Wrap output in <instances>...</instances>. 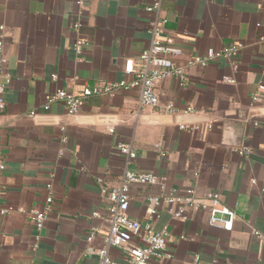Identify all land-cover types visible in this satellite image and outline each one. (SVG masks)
Wrapping results in <instances>:
<instances>
[{
	"label": "crops",
	"instance_id": "obj_1",
	"mask_svg": "<svg viewBox=\"0 0 264 264\" xmlns=\"http://www.w3.org/2000/svg\"><path fill=\"white\" fill-rule=\"evenodd\" d=\"M152 3L0 0L11 77L0 113V264H99L88 250L105 245L107 192L127 168L158 179L130 188L131 219H143L147 194L189 189L217 194L236 216L226 232L208 226L207 211L192 210L186 221L162 212L153 227L166 232L171 259L159 264H194L196 256L201 264H264V244L252 234L264 237V92L251 100L264 85V0H160L158 13L147 11ZM156 18L165 20L162 36L186 70L184 82L168 77L156 85L174 114L139 108L136 89L83 98L75 115L60 102L44 109L57 90L81 96L97 83L133 81L125 61L148 47ZM77 40L85 42L80 55L72 49ZM231 46L239 48L230 57L189 65ZM238 132L239 145H230ZM120 144L136 153L129 165ZM48 183L53 203L33 251L30 211L44 206ZM110 256L126 262L115 250Z\"/></svg>",
	"mask_w": 264,
	"mask_h": 264
},
{
	"label": "built area",
	"instance_id": "obj_2",
	"mask_svg": "<svg viewBox=\"0 0 264 264\" xmlns=\"http://www.w3.org/2000/svg\"><path fill=\"white\" fill-rule=\"evenodd\" d=\"M160 0H153L147 7V11L158 13ZM164 19H155L149 25V45L138 56L136 61L126 60L124 72L134 74L135 78L130 83H97L93 87L83 89L81 96L67 93L64 90H57L44 105L47 110L51 104L60 102L64 105L68 115H75L80 111L82 99L92 95H111L117 89H136L138 92L139 108H145L159 114L171 115L175 113L171 103L162 104L156 92V85L159 81L174 77L180 83L184 82L186 70L176 66L174 59L180 55V50L173 46L171 39L162 36L164 31ZM76 24L74 28L76 29ZM5 28L0 25V113L5 111V93L11 83V77L5 73ZM85 47V42L75 41L72 49L80 55ZM239 46H231L220 51L208 50L203 57H195L189 65H206L209 61L224 56L230 57ZM55 79V76H52ZM264 85L258 86V91L254 93L251 100L258 103L262 100ZM184 113H194L191 107H187ZM31 116L34 113H30ZM182 129L184 127H181ZM118 150L129 165L136 159V153L130 144H120ZM0 169L3 166L0 165ZM157 177L150 172L135 171L125 169L119 177L116 187L107 192V199L110 206L104 216L107 225V235L105 245L99 250H88L97 256L99 264H159L171 259V255L166 251V232L157 231L153 227V222L159 218L162 212H166L172 219L186 221L192 210L207 211V224L210 227L226 232L232 231L236 216L233 211L221 205L218 195L209 193L204 197H198L194 190H187L184 194L176 191H169L160 195L147 194L145 196V211L142 220L131 219L128 216L130 204L129 190L131 187H152L157 184ZM53 187L51 183L45 186V203L41 209L30 211L31 223L35 234L32 238V250L36 251L41 241L42 232L48 218L53 203ZM5 210L0 209V214H5ZM92 215L98 216L97 213ZM98 233V229L93 228L87 235L86 242L93 241ZM252 234L264 244V237H261L255 230ZM115 250L124 255L126 262L117 263L111 256L110 251ZM194 264H201L198 256L194 257Z\"/></svg>",
	"mask_w": 264,
	"mask_h": 264
},
{
	"label": "water",
	"instance_id": "obj_3",
	"mask_svg": "<svg viewBox=\"0 0 264 264\" xmlns=\"http://www.w3.org/2000/svg\"><path fill=\"white\" fill-rule=\"evenodd\" d=\"M225 129L227 130H229L230 128L226 125L225 126ZM240 137H239V132H238V134H235L233 137H232V140L231 141H229V144L230 145H232V146H237V145H239V139Z\"/></svg>",
	"mask_w": 264,
	"mask_h": 264
}]
</instances>
